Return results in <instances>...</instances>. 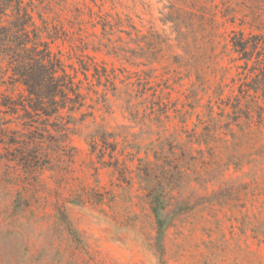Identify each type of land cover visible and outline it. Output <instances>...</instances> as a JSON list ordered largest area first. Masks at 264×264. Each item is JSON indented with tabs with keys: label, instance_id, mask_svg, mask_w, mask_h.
I'll return each mask as SVG.
<instances>
[{
	"label": "rangeland",
	"instance_id": "374dc122",
	"mask_svg": "<svg viewBox=\"0 0 264 264\" xmlns=\"http://www.w3.org/2000/svg\"><path fill=\"white\" fill-rule=\"evenodd\" d=\"M105 1L103 12L131 18L141 34L175 37L163 19L177 0ZM185 1L210 11V29L192 35L202 44L210 33L205 53L181 66L166 52L132 65L89 51L114 71L116 90L60 149L7 145L38 135L23 124L43 118L4 117L0 264H264V125L231 112L232 55L220 56L233 31L264 36V0ZM85 33L95 46L99 26Z\"/></svg>",
	"mask_w": 264,
	"mask_h": 264
},
{
	"label": "trees",
	"instance_id": "16d2710c",
	"mask_svg": "<svg viewBox=\"0 0 264 264\" xmlns=\"http://www.w3.org/2000/svg\"><path fill=\"white\" fill-rule=\"evenodd\" d=\"M71 1L0 0V83L12 92L0 95V133L7 138L10 123L4 121L6 115L25 120L43 118L36 125L23 124L26 130L36 126L38 135H26L20 141L7 139L9 146L28 150L33 144H41L60 149L73 127L92 117L98 106H104L107 93L116 90L117 76L89 51L104 48L106 55L132 65L136 61L155 62L166 52L175 64L184 66L193 60V53H205L204 47L210 46V33L202 44L192 37L198 26L210 29V11L197 7L195 1H167L163 22L172 24L174 38L154 32L141 34L131 18L103 12L105 0H99V5L93 0V6ZM87 25L100 28V36L91 34L97 40L93 47L85 36ZM231 34L229 52L220 55H232L230 66L223 69L225 73L234 71L230 79L234 90L230 99L234 102L229 108L246 123L254 119L264 125V36ZM174 49L184 55H171ZM207 56L210 60V54ZM100 86L103 89L98 91ZM16 89L20 90L14 95ZM92 144L96 145L95 138ZM21 156L31 163L28 154ZM154 215L162 229L160 213L154 210Z\"/></svg>",
	"mask_w": 264,
	"mask_h": 264
}]
</instances>
